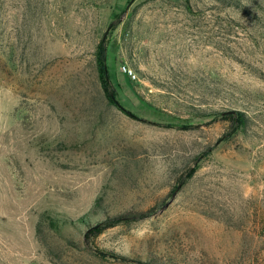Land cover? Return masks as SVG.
<instances>
[{"label": "rangeland", "instance_id": "obj_1", "mask_svg": "<svg viewBox=\"0 0 264 264\" xmlns=\"http://www.w3.org/2000/svg\"><path fill=\"white\" fill-rule=\"evenodd\" d=\"M139 262L264 264V0H0V264Z\"/></svg>", "mask_w": 264, "mask_h": 264}, {"label": "trees", "instance_id": "obj_2", "mask_svg": "<svg viewBox=\"0 0 264 264\" xmlns=\"http://www.w3.org/2000/svg\"><path fill=\"white\" fill-rule=\"evenodd\" d=\"M106 44H105V40L102 39L100 41V43L97 46L96 49V65H97V72H98V79L100 82V85L102 87V90L105 94V97L107 98L109 104L119 108L124 115H126L127 117L131 118V119H135V120H141L138 116H136L134 113H132L131 111L125 109L122 107V105L119 103V101L116 99L117 94L114 90V88L111 85V82L109 80V75H108V68H107V64H106ZM219 113H214V115H218ZM241 115L238 114V117H236L235 121L241 120ZM231 118V117H228ZM195 173V167L189 169L188 173H187V178H191L193 176V174ZM99 208H101V203L99 201H96V205L95 208L92 212H90V214L87 215H91L94 217H97V210H99ZM103 213V215L106 217L105 220L100 221L97 225L95 226H88L86 232H85V237L88 238L89 236H97L99 234H101L104 230L109 229L111 227L120 225V224H127L129 222H131V219L124 214H116V215H112L110 216L108 211H105L104 209H101ZM49 220V225L56 229L60 223V220L58 219H53L51 216H49L47 213H43L40 217V221L37 224L38 227V231L41 227V221L43 220ZM65 222V221H64ZM139 264H149V263H143V262H139Z\"/></svg>", "mask_w": 264, "mask_h": 264}, {"label": "built area", "instance_id": "obj_3", "mask_svg": "<svg viewBox=\"0 0 264 264\" xmlns=\"http://www.w3.org/2000/svg\"><path fill=\"white\" fill-rule=\"evenodd\" d=\"M125 69V68H124ZM128 72V73H127ZM125 73L127 74V75H130V71H127L126 69H125Z\"/></svg>", "mask_w": 264, "mask_h": 264}]
</instances>
